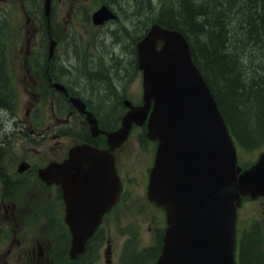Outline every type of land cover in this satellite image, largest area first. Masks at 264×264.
<instances>
[{
	"label": "water",
	"instance_id": "obj_1",
	"mask_svg": "<svg viewBox=\"0 0 264 264\" xmlns=\"http://www.w3.org/2000/svg\"><path fill=\"white\" fill-rule=\"evenodd\" d=\"M109 16L101 8L93 19L100 24ZM158 43H162L160 50H156ZM137 52L144 105L124 116L122 127L107 134V143L110 150L120 146L132 123L141 124L154 102L148 136L159 145L147 194L165 209L168 225L156 264H235L236 206L241 197L264 196V152L250 168L241 171L237 166L225 122L178 31L152 26ZM70 153L64 175L60 172L63 177L55 165L40 174L49 182L65 181L67 202L72 203L76 194L81 197L73 207L95 211L91 218L87 213L67 219L72 249L78 252L102 214L101 207L117 195L119 179L107 151L81 145ZM91 172L97 174L95 180Z\"/></svg>",
	"mask_w": 264,
	"mask_h": 264
},
{
	"label": "trees",
	"instance_id": "obj_2",
	"mask_svg": "<svg viewBox=\"0 0 264 264\" xmlns=\"http://www.w3.org/2000/svg\"><path fill=\"white\" fill-rule=\"evenodd\" d=\"M133 1L137 6L134 10L138 13L142 10V15L139 14L141 19L138 14L135 15V19L142 24V33L150 24L158 23L179 30L186 37L193 60L210 87L237 144L247 150L261 148L264 145V0ZM135 42L125 49L129 56L127 63L132 68ZM80 56L78 50L71 48L67 58L73 60ZM113 61L116 63L117 57ZM84 66L87 73L94 64L85 63ZM51 69L53 73L54 69H61L65 82L70 84L72 80L75 89H85L83 86L89 88V82H95L90 72L87 73L88 78L85 80L84 77L85 81L81 82V73L78 74L68 64L58 65L57 68L52 65ZM77 83L80 88L76 87ZM98 83V88L102 90L98 96L99 107L94 109L101 115L110 112L107 121L111 125L115 121L113 114L116 112V108L112 107V93L109 94L107 84ZM17 99L18 91L11 81L3 46L0 44V126L4 123L1 113L6 118L15 114ZM9 142V137L0 138V177L5 182H8V178L2 166L1 154L8 148L5 145ZM259 239L255 229L243 238L240 264H262L263 253ZM132 252L135 251L129 250L130 257L126 264H148L149 251L140 255Z\"/></svg>",
	"mask_w": 264,
	"mask_h": 264
},
{
	"label": "rangeland",
	"instance_id": "obj_3",
	"mask_svg": "<svg viewBox=\"0 0 264 264\" xmlns=\"http://www.w3.org/2000/svg\"><path fill=\"white\" fill-rule=\"evenodd\" d=\"M10 0H0V12L3 13H9L10 20H0V37L5 41L7 46V55L9 59V73L12 76L13 82L15 83L18 92H19V110L17 113V125L19 126V129H22L26 131V135L21 137H14L12 139L13 147L16 149L15 156L29 158L32 155V149L42 150V153L51 154V150H59L61 149L62 145L66 144L69 146L71 144L70 139L65 138L62 140H59L60 143H57V139L53 138L52 134V128H54V115L52 112H48V114H45L42 118V120H39L38 122L33 123V127L37 130H30L29 123L27 121L32 120V116H29L28 108L32 105L30 102L31 100H34L37 98L35 94L38 95V91L41 90L42 80L40 79L38 71H35L34 69H31L29 71L28 66L26 64V54L25 52L32 50V44L29 40V28H27L25 22L21 20V17L23 16V12L21 10H16L15 8L20 9V5L16 2L10 3ZM120 5L122 6L123 10H120L119 4H117L115 10L117 12L119 21L116 24L110 25L107 28H105L100 33H95V29L91 30L94 34L97 35V37L94 40V47H98L101 55L106 58V55H109L110 49H115L119 42H124V39L120 41L119 34L115 33L113 36L109 35L111 32L108 31L111 27H119L122 28L125 26V22H129L131 18V14H135L134 12H130L129 9L134 5H131L129 0H119ZM93 0H52V7L50 10V17L54 21L55 26L58 29V34L63 35L66 31H68L70 25L74 23V27L72 29L76 30L77 32L81 33L82 35L86 36L88 31L86 28H89L88 24L84 22V13L90 12L91 10L96 9L99 5L95 4ZM78 7L80 5L85 6V12H83V16H77L73 12V9L75 6ZM128 12L123 13L122 11ZM76 10V9H75ZM78 10V9H77ZM92 12V11H91ZM77 13V11H76ZM131 13V14H128ZM121 17V19H120ZM6 21V22H5ZM137 25H140L137 23ZM26 34L28 36H26ZM106 38L109 42L106 41ZM64 39V38H62ZM66 41V40H65ZM64 41V45L66 46V42ZM34 45V44H33ZM67 47V46H66ZM59 51H62V49H59ZM84 60V58H83ZM102 65L97 66L95 65L92 70L96 69H102L100 72H93L92 78L94 80H97L98 73H102L104 76L108 77L110 84L108 86L111 87V90L114 89V95H113V101L112 107L117 108L120 106V109L123 112L124 106L119 103L120 98L121 100H129L133 102L134 104H138L140 101V95H141V78L140 75L135 74L131 81L129 78L132 75V71L129 68V65L127 63L123 64H113L110 68L106 66V60L101 61ZM89 73V72H87ZM114 83H121L122 87L120 88V91H117L114 88ZM30 85V86H29ZM36 88H33L35 87ZM81 86V84H80ZM92 87H97L96 85H91ZM77 88L78 83L76 84ZM86 90L87 87L83 86ZM25 88H31L32 93H27ZM89 94V92H87ZM91 96V95H89ZM92 97V96H91ZM111 99V98H110ZM110 104V102H109ZM112 111V110H111ZM113 112V111H112ZM109 113H106V115H109ZM1 116H3V125L0 126L1 132L4 130L6 131V123L5 120H10L11 117H5L1 113ZM14 125V124H13ZM49 127V128H48ZM12 130V127H11ZM0 132V138H5L4 133ZM40 133L44 137V141L35 144V141L38 139V136L36 133ZM20 136V135H19ZM102 142V141H101ZM130 142V141H129ZM41 144V145H40ZM132 144L129 143L128 147L124 148L121 152V156L126 157L127 163H125L124 166H126V170H128V175L130 176V179L134 181V184L132 187H130L129 192L131 191V204L130 208L131 210L128 211L127 214V221L131 220L129 217L133 216L138 217L141 220V228H139L138 235L140 236V242L139 246H146L150 244L152 241V233L150 231V225L152 228H154V225L159 224V217L161 216V213L158 212L157 208L149 206V205H143V201L140 203L143 197V189L142 188H136V181H142L143 176L141 175L142 170L144 169L145 162L141 160H136L130 153L134 152L131 151L129 153V149L132 147ZM129 148V149H128ZM258 154V151L255 152H241L240 153V161L239 165L241 167L247 166L248 164L252 163L254 159L256 158ZM16 157L10 156L8 161L6 160V165L9 168L11 165L13 166L14 161ZM21 159V158H20ZM140 183V182H139ZM132 218V219H133ZM161 218V217H160ZM156 219L157 223L151 224L152 220ZM126 221V222H127ZM255 224L261 234V243L263 248V260L262 264H264V201L263 202H247L241 205L239 211H238V221H237V234L238 237L242 235L243 232H245L250 225ZM113 237L114 234L112 235ZM124 238H117L115 237L112 245H111V253L108 255V257H104L99 253L98 263L99 264H108L115 256V253L117 250H119L120 244ZM107 260V262H106ZM113 261L111 262V264Z\"/></svg>",
	"mask_w": 264,
	"mask_h": 264
},
{
	"label": "flooded vegetation",
	"instance_id": "obj_4",
	"mask_svg": "<svg viewBox=\"0 0 264 264\" xmlns=\"http://www.w3.org/2000/svg\"><path fill=\"white\" fill-rule=\"evenodd\" d=\"M60 65H69L71 68L81 73V82L88 78L86 73V68L84 66L83 60L80 57H75V59L65 58L58 62ZM53 65V64H52ZM52 65L45 70H50ZM89 69V68H88ZM87 69V70H88ZM61 69H56L58 75L54 78L56 82L65 84V76L61 73ZM102 69L91 70L88 72L91 74L93 72H100ZM77 74V75H78ZM85 77V80H84ZM103 74L98 73L97 80L92 83L89 82V88L77 90V95L83 97H88L87 103L92 108L99 107V91L102 88H98V81L105 83L106 76H104V81L102 80ZM71 87L75 88V83L72 80ZM92 83V84H90ZM97 83V84H96ZM91 85H96L97 87H92ZM66 86V84H65ZM68 88V87H67ZM90 89V94H87ZM98 91V92H97ZM91 95V96H89ZM78 97V96H76ZM80 98V97H79ZM68 100L62 97L60 103L65 104ZM62 112L61 117L58 118L59 123H68L73 117L76 124H82L83 122L78 119L76 113L73 110H60ZM98 112V111H97ZM99 114V112H98ZM103 120L107 121L106 113L103 115L99 114ZM82 128L84 126L81 125ZM79 133L83 136L85 142H90L93 144L101 143L103 138L97 136L95 138L89 136L86 130L81 129ZM67 157V150L62 151L58 155L57 162L63 161ZM117 164V155H116ZM30 169L20 177H24V184L35 182L33 177V169H37V163L33 161L29 162ZM118 168V167H117ZM32 170V171H31ZM121 170L122 167H121ZM119 173V172H118ZM124 184V181L122 180ZM3 184V182H2ZM2 188V195L0 194V264H59L60 258L65 261L64 253L65 250H69L68 243V230L63 224L64 216V204L62 202V190L59 187L55 189L56 205H51V202L44 200L43 193L38 189H35L29 196L23 197L16 195L18 188L17 185L13 183L11 179L8 178V182H5V187ZM124 188V186H123ZM122 202L127 205V201L121 198ZM28 213L30 219H36L41 224V231L38 235L30 234L27 228L19 224L20 216ZM127 220L126 212L124 211V206L121 204L119 207L115 208L113 212L103 216L101 223L97 229V233L89 240L85 252L81 255H77L72 261V264L86 263V264H99L98 258L99 253L104 257H108L111 253V234L119 232L122 228H119L114 232L112 230L113 221L121 226ZM18 227L17 232H12L13 237L10 239L9 233L14 227ZM45 228V230H43ZM121 234V233H119ZM57 251V253H55ZM63 253L62 257L59 256V252ZM44 252H51L45 254ZM140 255L137 252H132L131 254ZM130 256L123 255L119 260H111L108 264H126ZM85 260V262L83 261ZM67 261V260H66ZM107 262V260H106Z\"/></svg>",
	"mask_w": 264,
	"mask_h": 264
}]
</instances>
